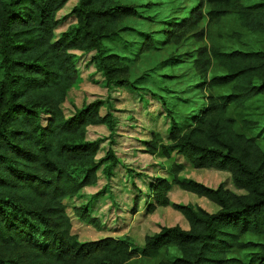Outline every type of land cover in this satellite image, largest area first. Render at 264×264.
<instances>
[{
  "label": "trees",
  "instance_id": "16d2710c",
  "mask_svg": "<svg viewBox=\"0 0 264 264\" xmlns=\"http://www.w3.org/2000/svg\"><path fill=\"white\" fill-rule=\"evenodd\" d=\"M68 2L0 0V264H130L136 256L157 264H264V124L258 106L264 101V46L226 51L219 32L210 35L208 47L196 49L192 72L176 77L178 96L208 89L205 105L179 126L171 113L183 108L177 103L169 108L166 98L153 91L170 118V143L153 135L146 152L175 151L196 169L228 172L243 194L179 180L182 166L175 165L171 183L157 178L151 184L148 211L170 205L167 193L176 185L215 203L217 212L171 204L189 229L162 227L141 247L126 236L79 242L72 233L64 200L95 185L100 165L112 158L108 152L96 161L100 141L86 140L88 127L112 124L109 114L100 115L102 101L71 117L61 109L77 78L73 52L92 53L90 62L107 86L139 90L130 79L128 56L181 46L189 38L202 41L204 30L200 13L189 18L194 8L180 21H155L161 29L151 34L128 24L145 18L144 3L77 0L71 10L75 23L54 39L57 13ZM207 2V22L231 15L239 27L264 37V0ZM194 76L203 81L194 85ZM76 214L100 227L84 208ZM170 249L179 256L163 259Z\"/></svg>",
  "mask_w": 264,
  "mask_h": 264
},
{
  "label": "rangeland",
  "instance_id": "374dc122",
  "mask_svg": "<svg viewBox=\"0 0 264 264\" xmlns=\"http://www.w3.org/2000/svg\"><path fill=\"white\" fill-rule=\"evenodd\" d=\"M122 1L144 3L143 7H147L144 12L145 18L129 19L128 24L146 33L153 34L161 29V27L159 29V23L155 24V21L161 18L180 21L191 8H194L196 12L189 18L200 13L199 27L204 30L202 41L198 42L195 38H189L184 40L181 46H159V49L144 53L140 57L128 56L130 79L136 87L141 88L139 90L114 85L107 86L103 75L97 72L90 62L92 53L73 52L76 56L77 78L67 91L61 109L65 117H71L76 110L91 102L102 101L100 115L109 114L112 124L88 127L86 140L100 141L96 161L105 158L108 152H111L112 158L100 165L95 185L83 188L77 197L64 200L72 233L76 235L79 242L126 236L130 238L134 246L141 247L145 237L159 232L162 227L177 226L183 230L189 229L186 219L174 210L171 204H190L210 214L219 209L215 203L205 197L172 185L167 193L170 205L156 206L149 212L147 205L153 202L150 197L151 184L157 178L166 179L171 183L173 166H182L177 173L179 180H193L214 189L223 186L235 194H243V191L233 185L228 172L196 169L175 151H170L168 154H164L160 149L154 154L146 152V142L153 135H157L163 144L170 143L168 138L170 118L161 100L153 91H158L166 98L165 102L169 108L175 103L177 107L183 108L181 111L172 110L171 114L179 126L187 125L190 116L205 105L206 98L208 94L210 95L208 89L200 87L189 91L187 95H177L179 80L176 77L180 73L192 72L190 64L193 62L196 49L208 47L210 35H215L217 32L224 35L219 41L223 50L226 51L259 50L264 46V37L239 27L231 15L224 17L218 23L207 22L205 14L211 8L207 0ZM238 1L244 5L259 0ZM76 2L77 0H69L57 13V19L60 22L54 30V39L75 23L71 10ZM168 59H176L178 63L174 65L166 63ZM193 81L192 83L196 85L198 81L200 83L203 80H199L196 76ZM161 87L163 90L159 89ZM258 106L261 115L260 123L264 124V101H259ZM79 207L84 208L92 218L98 220L100 227L96 228L83 223L76 214ZM177 256L179 253L170 249L163 253L162 258L172 259ZM130 264H157V262L136 256Z\"/></svg>",
  "mask_w": 264,
  "mask_h": 264
}]
</instances>
